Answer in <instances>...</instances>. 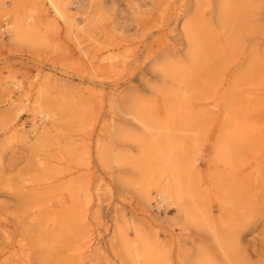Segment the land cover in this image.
<instances>
[{
	"label": "rangeland",
	"instance_id": "374dc122",
	"mask_svg": "<svg viewBox=\"0 0 264 264\" xmlns=\"http://www.w3.org/2000/svg\"><path fill=\"white\" fill-rule=\"evenodd\" d=\"M2 1L8 6L16 3ZM30 1L24 0L25 6ZM62 1L69 3V19L87 14L85 0L80 6L73 0ZM128 1L108 3L110 11L125 10L118 17L122 21L119 25L126 24V42L121 45L107 44L100 29L84 32L78 29L82 27L79 24L71 31L62 21L52 23L43 16L39 18L46 26L38 27L45 38L38 45L11 41L6 30L0 28V261L16 252L19 257L28 256L30 264H67L66 250L80 242L89 228H93L91 236L100 244L109 233L110 220L104 218L106 230L103 222L97 227L94 218L81 221V212L87 204L92 207L97 202V195L100 204L116 208L124 218L152 222L151 228L161 241L175 244L183 238L178 225L167 221L174 217V210L163 206L157 210L155 198L148 207L152 213L145 215L147 208L138 194L141 177L130 163L109 175L96 157L97 149L106 143L104 136L110 124L122 119L108 109L107 96L90 92L92 85L100 86L91 79L100 77L82 63L76 37L82 43L101 46L102 58H122L135 51L138 62H143L163 40L152 41L156 32L152 38L143 36L148 28L146 17L127 14L123 20V14L130 13ZM182 1L163 3L177 6ZM206 3L198 0L197 5L207 29L204 60L192 65L188 79L182 82L183 89L188 90L183 115L196 130L189 133L197 137L195 144L189 145L198 153L191 179L198 200L211 216L221 218L218 230L224 252L255 264L264 257V200L260 199L264 185L254 186L257 173L251 171L253 162L264 163L260 160L264 157V0H229L225 12L217 15L215 8L212 16L204 10ZM211 3L214 6L216 0ZM172 46L181 48L178 42ZM183 53L184 48L179 54ZM232 72L236 75L230 78ZM128 74L118 79L119 84L128 79ZM7 80L18 85H8V94L4 91ZM232 83L239 85L234 88ZM38 89L43 93L44 110L51 112L45 123H39L32 103ZM9 96L14 103L10 104ZM115 99L122 104L121 98ZM142 100L153 102L149 94ZM18 107H22L20 112L16 111ZM34 123L38 133L44 131L43 136L31 134ZM239 123L250 128L246 136L237 135L235 125ZM216 143L226 151L225 162L214 160ZM122 148L130 158L136 157L134 144L125 142ZM213 161L219 170V188L210 178ZM87 188L89 201L82 196ZM72 194L78 195L74 201ZM105 213L106 209H101V216ZM214 252L219 254L218 249ZM105 256L108 261L112 258L109 252Z\"/></svg>",
	"mask_w": 264,
	"mask_h": 264
},
{
	"label": "bare ground",
	"instance_id": "6f19581e",
	"mask_svg": "<svg viewBox=\"0 0 264 264\" xmlns=\"http://www.w3.org/2000/svg\"><path fill=\"white\" fill-rule=\"evenodd\" d=\"M85 1L87 14L82 13V16L73 17L71 20L67 13L68 1L31 0L30 5L25 6L24 0H16L12 6H8L0 0V28L6 30L11 41L30 46L38 45L43 43L45 38L38 27L41 24L46 26L39 18L43 16L49 17L52 23L62 21L71 31L79 24H82V27L77 28L84 32L100 29L105 34L107 44L113 42L114 45H121L123 41L126 42V24L119 25L122 21L118 19L122 15L120 13L125 12L124 8L118 11L108 9L109 2L115 3L118 0ZM129 1L127 8L130 13L123 14V20L127 14L136 18L142 15L140 19L146 17L148 27L143 36L152 38L156 32L152 41L163 40L151 54L144 57L143 62H138L135 51H129V56L126 54L121 56L122 58H117L116 55L102 58L101 46L91 42L82 43L76 37L82 63L87 64L89 71L92 70L100 77L97 81L91 79V82L100 86L96 88L92 85L90 92L97 97L107 96L108 109L122 119L117 121L118 123L113 121L110 124L109 133L104 136L106 143L104 147L97 149L96 157L109 175L123 170L124 165L130 163V168L141 177L138 194L147 208L145 215L152 213L148 207L151 198H155L157 210L162 206L174 210V217L167 221L171 225H178L179 234L183 238H178L175 244L165 243L151 228L152 222L137 221L131 216L124 218L116 208L107 209L100 204V196L97 195V202L92 207L87 204L81 212V221L85 223L88 217L94 218L96 226L103 222L106 230V220L109 219V233L98 244L99 239L91 236L93 228H89L80 242L66 250L69 256L67 264H253L224 252L218 230L221 218H215L208 213L206 205L198 200L195 184L191 179L198 153L190 150L189 145H194L197 137L194 134L196 130L191 128L190 120L183 115V100L188 90L183 89L185 87L182 82L188 79L190 67L196 66L199 60H204L202 50L206 43L204 40L207 38V29L202 10L197 7L198 0H185L177 6L163 3V0ZM211 1L213 0H207V8L204 9L210 16L215 12V8L217 15L225 12L229 2L216 0V4L212 6L211 3L210 6ZM83 2L84 0H73L75 6H80ZM132 3L136 8H133ZM174 42H178L181 48L172 46ZM183 48L184 53L180 55L179 52ZM126 72L129 73L128 79L119 84L118 79ZM235 75L236 72H232L230 78ZM5 84L4 91L7 94L8 85L18 86L12 80L5 81ZM238 85L239 83H232L234 88ZM38 92L32 103L34 111L39 115V123H45L49 120L51 112L44 110L42 90L38 89ZM146 94L151 95L152 103L142 100V96ZM116 96L121 98L122 104L115 103ZM8 100L10 104L14 103L11 96ZM21 110L22 107L16 109L19 112ZM131 126L134 130L130 129ZM137 130L140 133H136ZM192 130L194 133L190 134L189 131ZM235 130L238 136H246L250 132V128L240 123L235 125ZM30 132L33 135L38 133L35 123ZM43 134L44 131L37 135L41 137ZM125 142L134 144L137 149L136 157L130 158L122 148ZM220 145L216 143L213 146L214 160L225 162L226 151ZM257 158L259 157L254 159ZM263 159L264 157H260V160ZM214 164L210 178L212 185L219 188V170L217 163ZM251 166L252 173H257L253 176L257 181L254 186L259 188L261 184L264 185V163L253 162ZM89 190L87 188L82 194L88 201ZM70 197L71 201H74L78 195L72 194ZM260 199L264 200V188L261 190ZM103 208L106 213L101 216ZM89 210L91 211L88 212ZM89 226L87 224L86 227ZM214 249H218L219 254L214 252ZM105 252L110 253L111 260H107ZM28 261V256L19 257L16 252H12L10 256L2 259L0 264H30ZM255 264H264V257L259 258Z\"/></svg>",
	"mask_w": 264,
	"mask_h": 264
}]
</instances>
